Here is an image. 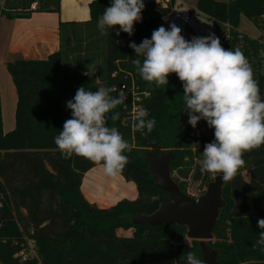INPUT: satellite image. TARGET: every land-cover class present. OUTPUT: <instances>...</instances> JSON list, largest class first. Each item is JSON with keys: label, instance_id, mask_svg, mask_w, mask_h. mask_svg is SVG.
<instances>
[{"label": "trees", "instance_id": "16d2710c", "mask_svg": "<svg viewBox=\"0 0 264 264\" xmlns=\"http://www.w3.org/2000/svg\"><path fill=\"white\" fill-rule=\"evenodd\" d=\"M37 2L35 9L30 4ZM111 0H92L86 22H60L57 50L43 59L15 58L6 62L16 90L15 126L4 132L0 99V264H186L191 251L202 259L198 240L184 242L186 227L178 224L151 226L134 224L132 214H150L168 200L156 187L144 156L148 151L172 150L169 169L207 185L212 176L202 174L200 160L206 143L214 140V129L200 120L188 123L183 86L175 73L168 85L156 87L138 74L131 42L139 45L159 28L166 9L155 1L145 4L142 20L123 44L116 29L102 34L98 18ZM196 6L217 22L216 36L225 49H240L247 58L256 56L260 98L264 100V41L238 31L241 17L264 31V0H197ZM60 0H6L0 17H28L32 12H56ZM224 23L229 26L225 40ZM88 66L93 76L83 73ZM102 83V84H101ZM125 87L122 88L121 86ZM96 91L112 88L125 100L106 114L131 145L127 166L120 173L137 190L134 199H121L109 207L90 203L80 185L84 173L97 166L88 159L70 158L57 148L54 138L71 118L66 102L79 87ZM136 88L140 110L146 108L156 121L151 133L137 130L138 117H131V90ZM118 113V118L112 116ZM245 164L222 186L225 201L208 244L218 250L220 264H264V246L258 245V220L264 218V144L245 152ZM102 165V164H101ZM249 175L245 178L243 172ZM219 174V173H212ZM180 190L184 188L174 180ZM255 181H258L257 183ZM119 229L131 230L118 235ZM33 241L35 254L25 260L17 255ZM203 260V259H202Z\"/></svg>", "mask_w": 264, "mask_h": 264}, {"label": "clouds", "instance_id": "9594fccd", "mask_svg": "<svg viewBox=\"0 0 264 264\" xmlns=\"http://www.w3.org/2000/svg\"><path fill=\"white\" fill-rule=\"evenodd\" d=\"M144 0H111L98 18L97 27L102 34L116 29L129 36L134 25L142 20ZM137 57L138 74L156 87L167 86L168 76L175 73L183 86V98L188 123L195 128L200 120L214 129V140L206 143L200 160L202 174L219 173L223 182H230L245 164L243 154L264 144V100L260 98L259 84L253 79V70L240 49H225L214 34L186 40L182 29L175 23L169 28L160 26L137 45L131 42ZM93 76L88 66L83 73ZM112 88L100 87L96 91L81 86L75 96L66 102L71 110L54 143L67 157H84L103 167L104 173L116 177L127 166L131 145L119 130L108 126L106 114L123 104V91L111 95ZM118 113L112 116L115 120ZM154 118L142 108L138 113L137 130L151 133ZM259 239L264 246V218L258 220ZM186 264H205L195 253L186 254Z\"/></svg>", "mask_w": 264, "mask_h": 264}, {"label": "crops", "instance_id": "0c3cea01", "mask_svg": "<svg viewBox=\"0 0 264 264\" xmlns=\"http://www.w3.org/2000/svg\"><path fill=\"white\" fill-rule=\"evenodd\" d=\"M92 0H60L59 12H32L28 17H0V99L4 132L15 126L16 90L6 62L15 58L43 59L59 48L60 22H86L90 18L89 3ZM241 17L240 23L242 21ZM240 26V24H239ZM238 31L242 32L238 27ZM261 31V30H260ZM254 38H264V31ZM9 99L10 112L14 124L4 125V102ZM92 173V174H91ZM87 174L90 182L84 188ZM100 182H103L101 184ZM84 197L99 207H109L121 199H134L137 196L135 184L122 175L107 176L102 165L90 168L81 181ZM90 196L94 198H89ZM103 202H99L96 198Z\"/></svg>", "mask_w": 264, "mask_h": 264}, {"label": "water", "instance_id": "95a60500", "mask_svg": "<svg viewBox=\"0 0 264 264\" xmlns=\"http://www.w3.org/2000/svg\"><path fill=\"white\" fill-rule=\"evenodd\" d=\"M174 156L172 150L161 151L159 154L152 150L145 154L144 160L149 166L156 187L164 191L169 199L150 214H132L131 221L134 224L151 226H185L186 237L198 240L205 264H220L218 250L212 248L207 241L212 239L219 210L225 205L222 198V176L215 175L207 184L206 190L198 197H193L182 192L170 175L169 164Z\"/></svg>", "mask_w": 264, "mask_h": 264}, {"label": "built area", "instance_id": "2783aa9c", "mask_svg": "<svg viewBox=\"0 0 264 264\" xmlns=\"http://www.w3.org/2000/svg\"><path fill=\"white\" fill-rule=\"evenodd\" d=\"M152 1H155L162 8L166 9L164 17L159 24L165 28H169L170 24L175 23L178 27L182 29V35L186 40H191L194 36H208L212 33L216 34L217 22L216 20L209 16L207 13L200 10L196 5L192 6L185 3L182 0H144V4H148ZM6 0H0V10L4 8ZM37 2H32L29 9H35ZM264 16V15H262ZM226 27L223 37L225 40L229 38V26L227 23H224ZM130 36L126 33L124 36L118 37L116 39L117 44L125 43ZM122 88L125 86L122 85ZM136 88L133 86L131 90V117L137 118L140 111L139 105L136 101L139 100L138 94H136ZM28 249H21L17 255H19L22 260H25L28 256H33L35 254L33 248V241H30L28 244Z\"/></svg>", "mask_w": 264, "mask_h": 264}, {"label": "rangeland", "instance_id": "374dc122", "mask_svg": "<svg viewBox=\"0 0 264 264\" xmlns=\"http://www.w3.org/2000/svg\"><path fill=\"white\" fill-rule=\"evenodd\" d=\"M184 1L185 3L189 4V5H192V6H195L196 5V2L197 0H182ZM240 30L249 35V36H255V35H258L261 33L260 29H258L250 20H248L247 18L243 17L242 18V21L240 23V26H239ZM262 41H264V38H262ZM247 60L248 62L250 63L251 67H252V70H253V79L257 73V68H256V56L255 55H250L249 57H247ZM261 72H264V64H262V68L260 70ZM102 84V83H101ZM137 94V93H136ZM4 125L5 127H7L10 122L12 123V125L14 124V117H13V112L11 111L10 112V104H9V99H7L5 102H4ZM170 170V175L171 177L173 178V180H176L177 178V181L180 183V185L184 188L186 194H189L193 197H198L199 195H201L205 190H206V187L207 185H205L204 182H202L201 180H193L192 177H191V173L192 171H190L188 173V176L186 178L182 177L181 175L178 176V172L176 169H169ZM92 174V173H91ZM245 178H248L249 179V175L244 171L243 172ZM91 175L87 174L86 176V179H85V184H84V188L86 187V184H88L90 182V179L89 180V177ZM209 176L211 177L212 176V180L215 176V174H212L210 173ZM250 180V179H249ZM256 183L258 181H255ZM101 184H103V182H100ZM256 188L258 189V191L262 192V187H260V185L257 183L256 184ZM90 199L91 198H94L92 196L89 197ZM96 198V197H95ZM103 197H100V198H96L98 199V201L101 203L103 201H101L100 199H102ZM117 234L118 235H130L131 234V230H123V229H119L117 231ZM190 240L188 237H185L184 239V242L186 243H190Z\"/></svg>", "mask_w": 264, "mask_h": 264}]
</instances>
